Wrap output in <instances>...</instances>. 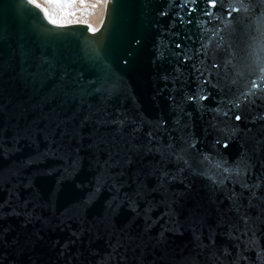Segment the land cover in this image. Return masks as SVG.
Masks as SVG:
<instances>
[{"label": "water", "instance_id": "water-1", "mask_svg": "<svg viewBox=\"0 0 264 264\" xmlns=\"http://www.w3.org/2000/svg\"><path fill=\"white\" fill-rule=\"evenodd\" d=\"M37 3L44 6V0ZM181 16L180 0H108L92 34L49 24L27 0H0V264H264L260 202L249 207L239 184H213L207 177L218 179L217 170L198 155L232 165L246 154L255 167L242 179L252 184L259 175L264 190V122H250L259 109L237 110L241 120L229 121V132L232 124L239 130L224 148L214 143L224 134L210 127L215 113L208 110L222 96L208 88L212 95L204 107L184 105L191 115L183 117L182 132L196 148L180 152L173 138L181 133L168 99L196 91L193 64L221 75L227 71L221 81L225 97L250 87L254 77L234 75L231 65L211 69L213 59L223 64L230 57L225 51L214 55L218 38L209 31L201 39L195 19L205 22L203 28L224 26L218 20L208 24L199 12L187 17L192 24H181ZM233 16L239 19L230 27L237 31L225 38L233 64L250 58V46L264 55V33L249 19L252 13ZM202 42L208 44L207 58ZM176 53L190 59L179 63L183 56ZM104 76L118 85L111 94L106 88L93 91L91 81ZM117 113L143 119L135 139L128 128L121 136L115 125L97 123ZM161 119L164 128L149 144L145 133ZM233 191L244 192L240 214L251 218L255 246L245 247L247 236H229L228 224L242 227L228 199ZM118 240L122 246L114 250Z\"/></svg>", "mask_w": 264, "mask_h": 264}, {"label": "snow or ice", "instance_id": "snow-or-ice-1", "mask_svg": "<svg viewBox=\"0 0 264 264\" xmlns=\"http://www.w3.org/2000/svg\"><path fill=\"white\" fill-rule=\"evenodd\" d=\"M27 3L39 9L43 13L47 22L56 27H65L67 24L72 23V21L67 20L66 18L75 16L77 11H79L81 15L88 14L86 0H44V6L37 3V0H27ZM97 4L107 8L108 0H97ZM97 4H93L92 7L95 8ZM78 5L79 7H77ZM180 6L185 12V16L180 17L181 24H192L194 20L187 17H193L196 12H199L201 16L209 17V20L207 21L208 24L211 25L213 20H218L220 24L224 26L223 28H220L219 26L203 28V24L205 22L199 18L195 19L196 26L202 29L201 39H203V34L209 31H211L212 37L218 38L214 46V55L218 52L225 51L230 57L226 59L223 64L213 59L209 65L211 69H226L229 65H231L234 75L242 78L245 74H247L248 76L254 78L248 81L250 87L246 85L243 91H238V94H233L231 97H225V85L222 84L221 81H223L228 75L227 71L224 72V75H221L220 71L212 72L209 71L208 68H200L193 64V69L198 73L196 76V91L193 93H183L181 99H177L176 96L171 94L168 97V99L172 102L173 109L176 111V116L174 118V123L177 126L176 131L181 133L178 138L174 137L173 140H178V142L182 145L180 152H188L189 150L196 148V141L186 138L189 134L182 132L183 128H187L186 123L182 124L183 117L191 115V113L184 110V105L191 102L198 108L204 107L202 102L208 100L209 96L212 95V93L208 92L207 89L214 88L221 94L222 99L217 103L215 108L208 109L209 111L215 113L212 117V121H210V127L214 132L224 134V138L218 135L214 143L227 148L229 141L239 130V125L232 124L231 132H229V121L241 120V115L237 110L240 109L242 105L247 106L249 113L253 112L254 109H259V111H256L255 114L251 116V123L255 124L257 121L264 122V55L257 52L254 46H250L252 49L250 52V58H245L244 61L237 65L233 64L235 56L231 50V43H229L227 48H225V38L234 35L237 31V29L230 27L234 20L239 19L238 17H234L233 13H252V16L249 17V19L254 18L257 23L258 30L264 33V0H236L235 3L233 0H180ZM257 11H259V15H256ZM161 15H165V13H161ZM75 22L80 23V21ZM87 29L92 34H95L99 30L90 24L87 25ZM188 38L190 39L191 37ZM175 47L180 49L181 43L177 42ZM201 48L205 49L203 56L207 58L208 44L202 42ZM260 51L264 52V46H261ZM162 55V53L159 54L160 58H162ZM175 55L183 56V59L180 60L179 63H185L190 59L186 53H176ZM45 63L49 64L50 70L52 68L51 61L45 60ZM203 63L204 61L201 60V64ZM174 71L179 73L180 69L175 68ZM162 79L165 81V87H167L169 76L164 75L162 76ZM178 79L179 76L172 77L173 84H175ZM231 83L235 84V79H233ZM91 84L93 85V91L98 93L101 92L102 88H106L111 94V90L118 87V85L115 82L110 81L107 76L92 80ZM68 87L70 91H75L76 89L75 85H69ZM229 91L231 92V87H229ZM257 101H259V103H257ZM221 105H226V107H222ZM97 123L101 125H115L116 132H118L121 136L125 134L124 129L128 128L129 131L127 134L133 139L136 138L137 134L142 132L144 125L142 118L137 119L122 113H117L111 119L102 118L101 120H98ZM165 123L166 122L161 119L156 122L154 128L152 126L149 127V130L145 133L149 144H152L155 141L156 133L160 129L164 128ZM261 126H264V124ZM259 143L260 142L257 141V145H259ZM183 145H186V147ZM167 147L169 149H173L174 144L170 142ZM171 154L175 155L177 160H183L185 166L191 167L190 162L178 152H172ZM198 155L203 157V159L199 161L200 163L203 164L204 162H208L217 170V174L219 176L218 179L216 178V175L207 177L212 180L213 184L223 186L226 180L232 184H239L242 190H247L248 192V206L255 207L256 204L254 201H259L261 214L264 215V190H261L260 183L262 177L258 175L256 177V181L252 184H249L247 180L242 179V177L246 174H250L251 170L255 167V165L250 162L251 157L242 153L241 158L237 162L229 165L228 162L223 159L213 160L207 153L198 152ZM193 171L195 172V169H193ZM199 174L206 175L205 172H200ZM243 195V191L239 194L233 191L228 197L232 203L233 210L237 213L239 220L242 222V227L238 223H230L227 227L229 228V236L233 239H240V236L248 237V240L244 242L245 247L247 248L250 245L255 246L257 244V240L256 231L251 223V218L246 214H240L242 205L239 204L238 200L239 196ZM259 218L260 217H257V219ZM233 231L238 232L240 235H233ZM249 233H251V235H249ZM120 246L122 245L118 240L116 246H114V250L116 247ZM257 256L260 258L259 252L257 253Z\"/></svg>", "mask_w": 264, "mask_h": 264}, {"label": "bare ground", "instance_id": "bare-ground-1", "mask_svg": "<svg viewBox=\"0 0 264 264\" xmlns=\"http://www.w3.org/2000/svg\"><path fill=\"white\" fill-rule=\"evenodd\" d=\"M87 4V15H81L79 11L76 12L75 16L67 17V20L72 21L71 26L77 30L82 29L88 31L87 25L97 26L104 16L105 7L97 4V0H86ZM93 4H97L95 8L92 7ZM79 7V5L77 6ZM75 21H80L76 23Z\"/></svg>", "mask_w": 264, "mask_h": 264}]
</instances>
